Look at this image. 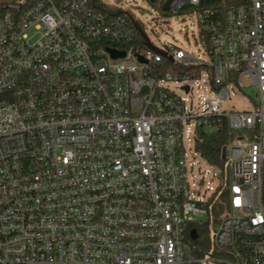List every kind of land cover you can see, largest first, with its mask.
Returning a JSON list of instances; mask_svg holds the SVG:
<instances>
[{"label": "built area", "instance_id": "obj_1", "mask_svg": "<svg viewBox=\"0 0 264 264\" xmlns=\"http://www.w3.org/2000/svg\"><path fill=\"white\" fill-rule=\"evenodd\" d=\"M166 1L198 53L106 0H0V264H264V0Z\"/></svg>", "mask_w": 264, "mask_h": 264}, {"label": "rangeland", "instance_id": "obj_2", "mask_svg": "<svg viewBox=\"0 0 264 264\" xmlns=\"http://www.w3.org/2000/svg\"><path fill=\"white\" fill-rule=\"evenodd\" d=\"M118 7L129 9L135 16L144 24L146 36L151 40L156 47L162 48L167 43H171L185 50H191L198 53L197 44V30L191 21L194 16L190 12H181L179 14L169 15L164 13L158 7V4H153L148 0H106ZM177 93L182 94L179 89ZM244 92H236L234 95H229V98L224 100L223 108L226 112L236 110H250L251 109V92L250 88L246 87ZM194 102L196 95H193ZM206 134L213 132V128L204 127L202 129ZM201 132V129H198ZM237 133L234 132V137ZM190 153L193 154L195 160L196 180L200 178V171L210 168L209 163L201 157V155L192 148ZM208 176H206V179Z\"/></svg>", "mask_w": 264, "mask_h": 264}, {"label": "trees", "instance_id": "obj_3", "mask_svg": "<svg viewBox=\"0 0 264 264\" xmlns=\"http://www.w3.org/2000/svg\"><path fill=\"white\" fill-rule=\"evenodd\" d=\"M228 142L226 122L223 120L220 127L210 133L204 134L202 139L198 142L197 149L201 154L216 164H222L221 150ZM261 200L264 206V162L262 166V187H261Z\"/></svg>", "mask_w": 264, "mask_h": 264}, {"label": "water", "instance_id": "obj_4", "mask_svg": "<svg viewBox=\"0 0 264 264\" xmlns=\"http://www.w3.org/2000/svg\"><path fill=\"white\" fill-rule=\"evenodd\" d=\"M150 1L153 2L154 0H150ZM169 1H170V0H167V1L164 3V5L162 6V8H163L164 10L167 9ZM110 52H111V55H112L113 57H118V56H123V55H124V53H123L122 51L110 50ZM185 88H186V87H185ZM220 157H221L222 160L225 159V147L222 148V150H221V156H220ZM191 236H192V237L195 236L194 231L191 232Z\"/></svg>", "mask_w": 264, "mask_h": 264}]
</instances>
